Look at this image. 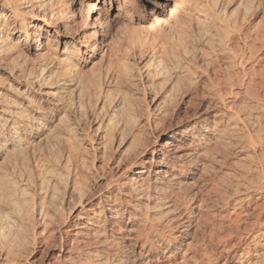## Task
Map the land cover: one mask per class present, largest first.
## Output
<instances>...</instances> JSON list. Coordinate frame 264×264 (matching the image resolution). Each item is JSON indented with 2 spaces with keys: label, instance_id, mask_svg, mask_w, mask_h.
I'll use <instances>...</instances> for the list:
<instances>
[{
  "label": "bare ground",
  "instance_id": "6f19581e",
  "mask_svg": "<svg viewBox=\"0 0 264 264\" xmlns=\"http://www.w3.org/2000/svg\"><path fill=\"white\" fill-rule=\"evenodd\" d=\"M96 1L110 7L115 4L116 14H114L112 20L103 18L100 15L93 18L90 14L93 15L97 7V4L94 3L92 7H89L88 15L82 18L83 28L79 33L80 37L75 40L70 39L64 33L74 28L77 14L86 7L84 0H0V60L5 64H9V61L14 62V60L23 56L22 49L19 50L20 48L14 47V44H10L8 39L10 31L20 30L23 33L25 42L28 43L27 51L29 53L40 58L47 56V59L49 57L50 61L55 64V72L57 71L58 77L62 76V78L56 79L58 86L61 88L66 87V82L73 85V78L77 76V70L81 67L80 64L83 63V59L96 55L99 49L102 48L103 41H101V38L112 30L113 20L115 17L119 18L121 16L123 11H119H121V6L125 3L129 5L126 15L134 24L132 28L125 31L121 41L116 42V56L110 62L108 69L102 73H95L96 75L92 72L91 77L86 78L91 88L89 89L91 91L88 94L86 93L87 102L95 107L97 105L99 111L97 110L96 115L100 114L98 116H102L99 121L101 122V119H103L101 123L104 142L108 145V142L113 139L122 142V140L128 138L135 145L134 150H132L134 154H130L134 157L133 159L131 158V161H126V164H121L122 171L120 170L119 174H110L111 176L107 179L106 186L113 184L114 189L110 186L109 190L104 193L101 189L98 190V201L88 202V204L80 208L73 220H69L71 221L70 223H73L72 232L61 227L62 221L58 222L60 225H58L57 229L60 240L59 246L63 244L61 243L63 239L62 233L71 232L69 247L62 245L59 248L62 252L56 256V259L53 262L44 264H122L123 261H126V255L123 256L124 254H121V247L125 245L124 240L126 239H131L132 245L139 248L140 251L137 252V255H142L149 260L152 257V250L161 246L163 249L161 253L166 256V259L174 257L179 249L173 247L175 246V239L178 236L180 238L182 235L176 234L175 231L181 232L184 229L186 231L185 227L192 226L194 214L191 213V207L193 206L191 204L196 203V207H201L206 204L209 196L202 189L198 192L204 193L203 195L206 198L198 199L190 204L186 194L184 192L182 194L177 189L174 190V185L172 184L173 187L171 184L169 185L167 178L173 177L175 172L181 173L184 171L186 166H188L186 162L191 161L190 163H192L197 158L208 159L209 157L211 159L214 157L211 152L214 153L216 149L214 150L215 147L212 148L211 146L217 147V144H220L217 142L220 141L219 139L222 136V130L219 129L222 119L232 120L233 123L238 121L242 124L246 132L244 136L246 140L244 141H247L246 144L251 147L252 160L255 159L253 161L257 164L254 163L256 165L255 168H247L252 165L246 167L244 164L246 168H240L237 172L234 171L236 173H234V177H231L233 181L230 179L228 181L225 179L227 182L222 180L223 187L226 185L230 189V194L227 196L228 200L227 198L221 199V201L223 200L222 203L224 199L226 200L224 203L229 207V209L227 208L228 213L214 217L211 223L205 218V221L202 219L203 222L198 219L200 224L198 225L202 227L203 231V239L201 238V240H203L204 250L209 246L208 244L206 247L207 243L205 241L207 240L213 244H226L229 250L231 249V261L236 260L239 264H242L244 258L253 254L257 255L262 251L260 250L262 247L264 249V220H262L264 216V28H260L253 34H251V31L250 34H247L237 23L231 24L230 21L232 20L228 21L222 16H218L219 14L208 11L205 13V26H202L198 21L194 25L190 24L189 27L185 26L184 22L176 16L173 28L166 32L157 27L151 19L153 10L160 6L159 0ZM172 2L174 0H164V3L167 4ZM27 7H31V10L29 9L30 12L26 11ZM33 10H35L36 14H33ZM50 31L51 35L55 36L54 40L58 38L52 54L45 46L48 40H46V43L44 42L46 37L44 35ZM77 45H81L83 49ZM128 61H133L136 67L134 65L132 67ZM136 74L140 80H144L146 83L143 84L144 87L146 85L145 89L147 92H145L148 93L157 112L153 113L148 108L143 110L136 107V101H134L133 97L134 93H132L135 87ZM187 83L189 85L186 88L184 86L185 84L187 86ZM83 84L85 85V83ZM9 86H11L9 83L7 86L0 83V130H4L6 133V135L1 133L3 141L0 142V151L9 149L6 148L8 145H11V147L15 146V150L18 147L21 149L19 152L22 155L20 156L22 160L18 162L14 157L12 158L19 163L18 166L21 165L27 168V162H32L29 160L30 158L27 161L28 152L26 150L28 148L27 145H29V139L24 138L22 134L27 131L31 133L37 126H40V120L37 116V118L35 117L33 111L35 113L39 112L33 109L30 112L27 109L31 107V98L27 99L25 97L24 103L16 105L17 103H15L13 97L7 93L8 89H10ZM201 87L206 89V94L202 93L204 90L202 88L203 91H201ZM184 88L191 91L195 97H199L201 103H199V108L192 116L188 115L186 120H179L174 115H167V112H169L168 106L173 100V96L179 89ZM51 92H47L46 95L51 97ZM51 106L52 109L51 107L50 109L53 112L63 108L65 104L58 102L56 104L53 103ZM95 107H91V109ZM70 112L68 111L67 114ZM75 114H73L74 122L79 123L80 119ZM198 115H202L203 119L195 121L196 119L194 118ZM62 117L64 116L62 115ZM137 117H140V121ZM59 120L61 121V119ZM64 122L65 120H63ZM189 131L190 135L188 136H191L192 139L189 142L182 141V139H187V135H184ZM157 132L172 140L161 144L157 140L161 137L158 134L159 137L151 141L150 139ZM148 135L152 137L148 138L150 137ZM89 138L91 139L90 136ZM67 142V150L64 157L57 154L59 152L57 149H54L56 153L51 149L52 151H49V154L39 153L35 155L34 152L36 151L33 150L32 155L35 157H31L34 160L32 165L39 172V182H41L39 186L43 184L46 191L47 189L49 191L51 180H53V183L50 189H55V180H58L61 174L58 175L57 166H61V164L66 166L67 163L73 165L75 163H72L73 158L75 160L77 158L75 155L79 156L75 150L78 145L75 147L74 142ZM14 148L11 151H14L15 155ZM165 149L166 151L169 149L168 154H162ZM147 151H149L151 156L149 160H144L142 156L146 155ZM8 152L7 154L10 153ZM104 152L107 153L106 151ZM16 153L18 155V151ZM2 154H0V157H3L1 156ZM161 154L164 155L158 160V163H160L158 165L161 166H157L155 170H152L155 175L152 179V182H154L152 186V182L150 183L151 179L147 183L140 175L143 173L145 164H154ZM9 155L12 156V152ZM10 156H8V159L13 164V168H16V163L11 162ZM18 157L17 160H19ZM213 159L215 160V158ZM119 160L120 158H118ZM222 162L220 165L224 166ZM201 164L205 166L203 163ZM196 169L198 170V168ZM78 170V168L74 167V177L80 175L79 173L81 172L78 173ZM208 170L210 171V169ZM124 172L130 175L128 181L129 184H132L125 190L121 188L118 180V177ZM231 172L233 173V171ZM4 173L2 176H4ZM25 175L27 177V174ZM68 175L70 174L68 173ZM56 176L58 178L55 179ZM5 177L2 178L5 179ZM2 178L0 177V180ZM30 178L31 176L28 179ZM5 180V183L10 184H0L1 188H4L2 194H0V258L2 259L0 264H22L19 241L24 239L25 236L24 232L26 230L24 231V229L26 226L24 227V225H27V223L25 224L26 221L29 222V208L27 209V206H18L22 201L19 199V197L21 198L19 195L25 194L21 191L22 186L19 189L15 181L9 182ZM26 180L24 183L28 182ZM138 183L142 187L145 185L147 187L145 189L149 191L137 189L136 184ZM204 185L210 184L207 180H204ZM213 185L216 186L215 184ZM42 186L40 187L42 188ZM114 190H116L115 193ZM219 190L216 188L215 191L220 192V196L223 195L221 194L223 192L222 189ZM206 191L209 194L213 190ZM215 191L212 193L215 194ZM47 192H43L42 195ZM195 195L196 193L192 194V196ZM220 196L217 197L220 198ZM143 198H146V201L148 200L147 203L143 202ZM262 198L263 202H255L252 205L253 208L251 206L253 211L250 212L249 205L251 201ZM23 201L28 203L27 200L25 201V197ZM218 201L220 200L218 199ZM223 206L225 205L223 204ZM39 209L40 212H38L42 214V218L46 219L45 224L47 222L51 224L53 221L49 219L50 215L47 208ZM13 213L17 216H15L16 220ZM124 214L128 215L126 220ZM63 221L65 222V220ZM55 222L57 223V221ZM64 222L62 223L63 226ZM55 225L57 226V224ZM53 235L55 237L58 236ZM195 236H193L194 239L196 238ZM187 247L186 249H188ZM67 248H70V251L72 248L74 252L69 251V253ZM260 260L262 261L263 259ZM222 264H226V262H222ZM229 264L232 263L230 262Z\"/></svg>",
  "mask_w": 264,
  "mask_h": 264
},
{
  "label": "rangeland",
  "instance_id": "374dc122",
  "mask_svg": "<svg viewBox=\"0 0 264 264\" xmlns=\"http://www.w3.org/2000/svg\"><path fill=\"white\" fill-rule=\"evenodd\" d=\"M159 1H160V6H158V8H155L156 10L155 9L153 10L151 19L156 24L157 27H160L161 29H163L166 32H167V30L173 28V23H174L176 16H178L184 22L185 26L189 27L190 24L194 25V23L196 21L200 22L202 26H205L206 25L205 13H207L208 11L219 14L218 16H220V17L222 16V18H225L228 21L232 20V21H230L231 24L237 23V25L240 26L247 34H250L251 32H252L251 34H253L257 30H260V28L261 29L264 28V0H174V2L169 3V4L164 3V0H159ZM84 2H85L86 7L84 9L80 10L79 13L77 14V17L75 18L76 23L74 25V28L72 30L66 31L67 33L66 32L64 33V34H66V36L70 37V39L72 38V39L76 40L77 38L80 37L79 33L81 32V30L83 28L82 18L84 16L88 15V9H89V7H92L94 3L97 4V7H96L93 15L90 14L93 18L100 15L103 18H108V19L112 20L114 14H116V12H117L115 10V7H116L115 4H113V6L110 7L107 5H103L102 2H97L96 0H84ZM29 9L31 10V7L30 8L27 7L26 11L30 12ZM128 10H129L128 3L127 4L125 3L121 6V11H119V12L123 11V13L121 14V16L119 18L118 17L114 18L112 28H111L112 30H110L106 34V36L101 38V41H103L102 48L99 49V51L96 55H93L92 57H89V58L87 57V59H83L84 60L83 63L80 64L81 67H79L77 70V73H78L77 76H79V77L74 75L76 78L73 76L74 77L73 78L74 81L72 80L73 85L66 82L65 88H61L60 86H58L59 84L57 83L56 79L58 80L59 77L62 78V76L60 75L58 77V73H56L57 71L55 72V64H53V62L50 61L49 57H48V59H47V56H43L40 58V57H35L31 53H29L27 51V46H28L27 44L28 43L25 42L23 33L20 30L10 31V33H9L8 39H9L10 44H12V45L14 44L13 46L14 47L16 46L17 49L20 48L19 50L22 49L21 51H23L22 52L23 56L18 58L17 60H14V62L9 61V64L8 63L5 64V63H3L2 60H0L1 61L0 62V81H1L0 83H2L4 86H7L8 83L11 85V86H9L10 89H8L6 87L8 89L7 93L9 95H11V97H13V99L15 100V103H17L16 105H18L20 103H24V99H26V98L27 99L31 98L33 105L31 104V107L27 108V109H29L30 112L32 111V109L38 111L39 113H35L34 111H33V113L35 114V117L37 116L38 119L40 120V123H39L40 126H37L35 128L36 131L33 130V131H31V133L27 131L24 134H22L24 138L26 137V139H29L28 140L29 145H27L28 148L26 150L28 152L27 153V161L31 160L32 162L30 163V162L26 161L28 163V166L26 165L27 168H25L21 165L18 166L19 165L18 162H20L22 160V158L20 157L22 155L19 152V151H21V149H19L18 147H16V150H15V148H14L15 146L11 147V145H8V146H6V148H9V149H7L6 151H5V149L0 151L1 153H3L1 155L3 157H0V177L2 178V177L6 176L5 177L6 180L4 178H2L3 181L0 180V181H2L0 184L6 185L7 182L5 183L4 180L10 182L14 178L13 181L16 182L15 183L16 186H18L19 189L21 186H22V189L24 187V189H23L24 191L22 189H21V191L23 193H25V194L22 193L23 195L18 194L22 198L21 199L19 197V199L22 201L20 202L21 204L18 206H22V207L27 206V209L29 208L28 212L30 215L28 214L29 218L27 217L29 222L26 221L25 224L27 223V225H24V227L26 226L24 229V231L26 230L24 232L25 236H24V239L19 241L20 254L23 257V258L21 257V261H23V262H21L22 264H44L46 262H53V260L56 259V256L62 252L59 249L62 245L64 247H69L68 243L70 242L71 232H72L71 229L73 227L72 226L73 223H70L71 221H69V220H73L74 216L80 210V208H82L83 206L88 204V202H92V201L97 202L98 201V197H97V191L98 190L101 189V191L104 193L107 190H109L110 186L112 187V189H114L115 187L113 188V186H112L113 184L109 185L108 187L106 186L107 179L113 173L119 174L122 171V165L131 161V158L133 159V157H134V156L132 157L131 155L134 154L132 150H134L135 145L128 138L126 140L125 139L122 140V142L118 141L116 139H115L116 140L115 141L113 139L112 141L108 142V145H107V143L104 142V138L102 135L103 134V128H102V123H101L103 119H101V122H100L99 120L102 116L99 117L100 114H98L99 116L96 115L97 110H98L97 105L95 107L94 105H90L89 102H87L88 101L87 100L88 99L87 94L89 91H91V90H89L91 88L88 84V81L86 80V78L91 77L92 72H93V74H95V73L97 74L98 72L102 73V72L106 71L108 69V66L110 65V62H112L114 60V58L116 56V48H117L116 42L117 41L120 42L121 37L124 35L125 31L134 26V24H132V21L126 15L128 13ZM33 14H36L35 10H33ZM238 23H240V24H238ZM242 25H243V27H242ZM51 34L52 33L50 31V32H48V34L44 35V36H46L44 39V42L46 43L47 42L46 40H48V42L45 46H46L47 50H49V52H51V54H52L54 47L56 45V41H58V38H56L54 40L53 38L55 36H52ZM77 46L80 47L81 49H83L81 47V45H77ZM24 55H25V57H24ZM14 59H16V58H14ZM128 62L132 67H133V65L136 67V65L133 63V61H128ZM139 62H140V60H139ZM103 81L106 82L105 80H103ZM83 83H85V85ZM66 84H68V85H66ZM143 84H146V83L144 82V80H140L139 76H137V74H136V82L134 85L135 87H134V91L132 92V93H134L133 97H134V101H136V107L139 109H143V110H146V108H148L153 113L157 112V109L155 110L156 107L153 105L151 98L148 96V93H146L147 92L145 89L146 85L144 87ZM188 85L189 84L187 83V86L185 84L184 87L187 88ZM107 86H109V85H107ZM107 86H105V87H107ZM67 87H68V89H67ZM202 88L204 91L202 90ZM143 89H145V90H143ZM184 89H179L181 91L179 92V90H178L176 92V94L173 96V100L171 101V103L168 106L169 112H167V115H174L179 120L180 119L186 120L188 115L192 116V114L199 108V103H201V99L199 97L196 96L197 97L196 98L195 95L191 91H189L187 89L184 90ZM200 90L203 91L202 93H204V94H206V92H207L206 89H204V87H201ZM49 91L50 92L52 91L51 97H48L46 95L47 92H49ZM144 94H146V95L144 96ZM192 96H194V97H192ZM58 102L65 104V106H64L65 108L63 107V108H60L58 111L52 112V110H51L52 106L51 105L53 103L56 104ZM79 103H81V104H79ZM74 105H75V107H74ZM147 106H149V107H147ZM50 107H51V109H50ZM88 107H89V109H88ZM91 107H95L96 109L95 108L91 109ZM71 108H72V110H70ZM68 111L69 112L71 111V112L69 114H67ZM72 113L73 114L77 113L75 115H78V117H79L78 119H80L79 123L74 122V115ZM62 115L64 117H62ZM95 116H97L96 117L97 120H96V118H94ZM62 118H63V120H65V122H64L65 124L63 123ZM91 118H92V120H90ZM139 118L140 117H137V119H139ZM59 119H61L63 124L61 123V121ZM194 119H196L195 121H199V120H202L203 117H202V115H198ZM206 120H208V119H206ZM139 121H140V119H139ZM70 123H71V125H70ZM227 124H228V126L225 127V125H227ZM234 124H235V127H234ZM67 125L69 126V128ZM221 125L219 126V129L222 130V136L219 139L220 141L217 142L220 144H217L218 145L217 147L214 145L211 146L212 148L215 147L214 150L216 149V151L213 150L214 153L211 152V154H212V156L214 155L213 158H215V160L218 159L217 161H215L213 158H211L212 159L211 160L209 157H208V159L206 158L207 161L204 158H197V159H195L196 160L195 162L194 161H192V163H190L191 161L186 162L188 164V166H186V169L184 171H182L181 173L175 172L173 177L167 178V183H169V185L171 184L172 187L174 185V187H173V188H175L174 190L177 189L182 194H184V193L186 194V196L188 197V200L190 201V204L193 201L196 202L198 199L206 198V196L203 195L204 193H206L210 197L209 198L207 196L208 199L206 201V204L202 205L201 207L200 206L196 207V203L191 204V206L192 205L193 206L191 207L192 212L191 211L190 212L194 214V216L192 217V220H194V221H192V224H191L192 226L185 227L186 231H185V229L181 232L175 231L176 234H178V235L182 234V235L180 238L178 236L175 239L176 240L174 242L175 246H173V247H175V248L177 247V248L181 249V251H179V249H178V252L175 254L174 257L166 259V256L163 253H161L163 250L161 248L162 247L161 246L158 249L152 250V252H151L152 257H150V260H149L146 257H143L142 255L141 256L137 255V252L140 251L139 248L132 245L131 239H126V240H124L125 248H124V246L121 247V250H122L121 254L122 255L124 254L123 256L126 255L125 256V260H126L125 262H127V261L128 262L125 263L123 261L122 264H128V263L129 264H210V263L211 264H222V262H226V264H229L230 262L232 264H239L238 261H236V260L231 261V258H230L231 254H232L230 251L231 249L229 250V248L226 246V244H224V245H223V243H214L213 244L211 242H208V240H207V241H205V243H207L206 247L208 246V244L210 247L208 246L207 247L208 249L206 248L207 251L204 250L205 247L202 243L203 240H201V238L203 239V231H202V227L201 226L199 227L200 224L198 223V219H199V221L202 219L205 221V219H206L209 223H211V221H213L214 217L219 216L223 213L227 214L228 213L227 210L229 209V207L224 202L226 201L225 200L226 198L228 200L227 196H228V194H230V192H229L230 189L226 185H224L225 187H223V184L221 183V182H223L222 180H224L225 182H227L229 179L232 180L231 177H234L233 176V175H235L234 173L239 171L240 168L241 169L246 168L249 165H252V166H249L247 168H251V167L255 168V166H256L255 164H257L256 162H254L255 159H253L254 161L252 160L253 157L251 155V153H252L251 147L248 144H246L247 141H244V140H246L244 137L246 135V132H245L242 124L238 121L236 123H233L232 120L229 121L227 119H225V120L222 119ZM229 125H232V126H229ZM222 127H223V129H222ZM242 128H243V130H242ZM0 131H1L0 132V137H1L0 142H2L3 141L2 136L4 135L5 132H4V130H0ZM1 133H3V135ZM167 133H168V131H167ZM69 134L72 135L73 137L70 136ZM158 134L160 135L159 132L155 133L153 135L154 138L151 135H148V136H150L148 138L152 137V139H150L152 141L153 139H157L159 137ZM5 135H6V133H5ZM188 135H190V131L185 133L184 136H186L187 139H182V141L189 142V140H191L192 137L188 136ZM89 136L91 137V139L89 138ZM160 136H161L160 139H157V140L161 144L165 143L166 141L168 142V141L172 140V139H169L168 137H165L164 135H160ZM241 136H243L242 138H244V139H242ZM66 139H67V141L69 140L68 142H72V143L74 142L75 147L78 145L77 146L78 149H77V147L76 148L74 147V148L78 152L79 156L75 155V157H77V158H75V160L73 158L72 163L75 162L73 164L74 166L72 164L69 165L68 163L67 164L65 163L67 167L63 166L62 164H61V166L60 165L57 166V172L59 171L58 175L60 173L61 174L59 175V178L57 176L55 177V179L58 178V180L54 179L56 181V184L54 183L55 189L54 188L52 190L50 189L52 186V183H53V180H51L50 185H49V191L47 189V191H48L47 192L46 188L43 184L42 185L44 187L42 185H40V186H42V188L39 186V184H41V182H39L40 176L38 174L39 172L36 169V167L34 165H32V164H34V160L32 158L35 157L34 156L35 154H39V153L49 154L50 153L49 151L53 150V152H55L56 149L60 152V153L57 152V154L61 155V156L63 155V157H64L66 155V150H67ZM30 141H31V143H30ZM103 143L105 144V146ZM65 144H66V147L64 150ZM13 148L15 150V155L13 153L14 151H11ZM151 148H153V146H151ZM167 148H168V144H167ZM105 149H107V150H105ZM33 150L36 151V152H34V155H32ZM103 150L106 151L107 153H105ZM17 151H18V155L16 153ZM39 151H41V152H39ZM149 151H151V150H149ZM149 151H147L146 155L142 156V158L144 160L150 159L151 155H150ZM4 152H5V154H4ZM7 152L9 154H11V152H12V156L7 154ZM128 152H129V154H128ZM168 152H169V149H167V151L165 149V151L164 150L162 151V154H168ZM162 154L160 155V157L157 156L158 159L156 158L157 160H155L154 164L153 163H151V164L147 163L143 167V173L140 176L143 177L144 181H146L147 183H148L149 179H151L150 180V183H151L153 181L152 180L153 176H155L152 170H155L157 168V166H161V165H158V164H160V163H158L159 162L158 160H160L162 158V156H164ZM227 154H229V155H227ZM7 155L11 157L10 158L12 160L11 162L16 163V166H17V167L15 166L16 168H13V164L10 163V161L8 159L9 157ZM212 156H210V157H212ZM12 157H14V159L18 162H16ZM17 157L19 158V160H17ZM28 158H30V159L28 160ZM118 158H120V160H119L120 162L118 161ZM220 160H222L223 162ZM234 160H236V161H234ZM221 162L224 164V166L220 165ZM79 163H80V165H79ZM201 163H203L205 166H203ZM118 164H120V165H118ZM206 164H209V165H206ZM244 164L246 167H244ZM201 165L203 166V168ZM236 165H237V167H235ZM74 167L76 169L77 168L79 169L77 171L78 173L81 172V173H79L80 175L78 174L79 175L78 177L73 176ZM70 168H72V169H70ZM196 168H198V170ZM14 169H15V171H13ZM80 169H81V171H80ZM208 169H210V171ZM233 169H235V170H233ZM201 170H203V171L201 172ZM5 171H7V172H5ZM231 171H233V173ZM234 171H236V172H234ZM3 173H4V176H2ZM24 173L27 174V177ZM68 173L70 175H68ZM224 173H226L228 176ZM213 175H215V176H213ZM21 176H24V177H21ZM30 176H31V178L28 179ZM129 176L130 175H127L124 172L118 177L121 188L124 190L132 185V184H129V181H128ZM79 177H80V179H78ZM223 177H226V178H223ZM227 177H229V178H227ZM25 179H27L28 182L24 183ZM72 179H73V181H72ZM67 180H69V181H67ZM204 180H207L210 185H204ZM13 181H11V182H13ZM146 182H145V185H146ZM8 184H10V183H8ZM17 184H20V185H17ZM151 184L153 186L154 182H152ZM213 184H215L216 186H214ZM136 185H137V189L139 188L140 191L142 189L145 191L148 190V189H145V188H147L145 185H143V187L140 186L139 183ZM210 187H212V189H210ZM219 187H221V188H219ZM216 188L218 191H220L219 189H222L223 192L221 191L222 192L221 194H223L224 196L221 195L222 196L221 197L220 192L215 191ZM3 189L4 188H1V186H0V191H1L0 194H2ZM201 190L204 193H199ZM206 190H210V191L213 190L212 191L213 193L215 191L218 194L215 193L216 194L215 195L212 192H209V194H210L209 195ZM226 190H228V191H226ZM140 191H138V192H140ZM43 192H47V193L42 195ZM115 192H116V190H114V193ZM151 192H152V190H151ZM194 193H196V195L192 196V194L194 195ZM121 196L124 197L123 195H121ZM217 196H220V198ZM24 197H25V201L27 200L28 203L23 201ZM223 198H225V199H224V202L222 203L223 200L221 201V199H223ZM216 199H217V201H216ZM218 199L220 201H218ZM147 201H146V198H143V202L147 203ZM257 201L263 202V198L260 200L257 199L256 201H251V203L249 205L250 206L249 207L250 212L253 211L251 209V206L254 205L255 202H257ZM262 202H260V203H262ZM223 204L225 206H223ZM39 208H41V209L47 208L48 214L50 215L49 219H51V221H53V222H51V224H49L50 222L49 223L47 222L48 224L47 223L45 224L46 219L44 220L42 218V214L39 213L40 212ZM252 208H253V206H252ZM225 210H226V212H225ZM214 212H215V214H214ZM13 216L15 217L16 214L13 213ZM13 216H12V218H13ZM16 217H15V220H16ZM124 217L126 220L128 215L124 214ZM63 220H65V222H67V223H65ZM66 220H68V221H66ZM203 220L200 222H203ZM262 220H264V216L262 217ZM55 221H57V223ZM60 221H62L61 227H64V229H68L71 232L68 231L69 233H62L63 239H62L61 243H63V244L59 246L60 240L58 238L59 234H58L57 229H58V225H59L58 222L60 223ZM63 222H64V226L62 224ZM55 224H57V226ZM182 232H185V233H182ZM53 234H55L56 236L58 235V236L55 237ZM65 234H66V236H65ZM52 235H53V237H51ZM193 236H195L196 237L195 239L196 240L198 239V241H196ZM194 241H195V243H194ZM187 245H188V247H187ZM190 245H192V246H190ZM200 245H201V247L199 248ZM186 247L188 249H186ZM195 248H197V249H195ZM226 248H228V249H226ZM193 249H195V250H193ZM260 250H262V251L259 252L257 255L253 254L251 256H248L249 257V258L247 257L248 259L244 258L245 260L243 259L242 264H247L249 262H251L249 264H263L264 263V262L262 263V261H264V252H263L264 249H263V247ZM69 251H70V248L68 249V252ZM70 252H74L72 248H71ZM261 255H263V256L261 257ZM128 257H130V258H128ZM260 259H263V260L261 261ZM1 261H2V259L0 258V262ZM1 264H3V263H1ZM9 264H17V263H9Z\"/></svg>",
  "mask_w": 264,
  "mask_h": 264
}]
</instances>
